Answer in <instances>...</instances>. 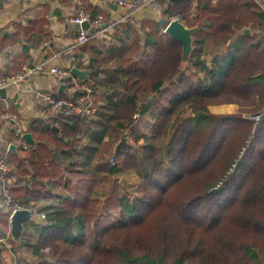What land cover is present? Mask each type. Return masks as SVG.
I'll return each instance as SVG.
<instances>
[{
	"label": "trees",
	"instance_id": "16d2710c",
	"mask_svg": "<svg viewBox=\"0 0 264 264\" xmlns=\"http://www.w3.org/2000/svg\"><path fill=\"white\" fill-rule=\"evenodd\" d=\"M191 4L172 0L162 14L198 27L188 66L182 63V45L153 21L150 31H143L147 40L140 36L130 46L116 41L109 69L100 57L87 65L90 76L82 81L104 96L92 118L58 117L57 128L36 129L28 157L7 152L20 175L10 188L13 207H33L47 218L25 223L17 245L11 210L0 207V237L10 244L0 243V264H14L13 254L24 249L44 257L47 247L54 261L39 264H264V119L256 127L253 120L217 115L208 107L236 103L252 114L264 108V10L260 0H198L192 14ZM246 27L251 35L240 36ZM89 38L87 52L104 46L93 32ZM8 39L1 38L0 52L12 45H5ZM209 44L216 49L208 53ZM222 47L227 51L213 55L209 66L202 56ZM183 104L192 109L173 121ZM149 112L154 123L144 131L139 121ZM232 129L239 149L243 136H250L245 152L204 178L200 174L220 158ZM144 132L149 139L140 145ZM108 153L115 166L106 162ZM130 169L140 181L136 194L118 193L115 182L105 187ZM42 199L50 201L31 205ZM35 230L38 244L24 241V234Z\"/></svg>",
	"mask_w": 264,
	"mask_h": 264
},
{
	"label": "crops",
	"instance_id": "0c3cea01",
	"mask_svg": "<svg viewBox=\"0 0 264 264\" xmlns=\"http://www.w3.org/2000/svg\"><path fill=\"white\" fill-rule=\"evenodd\" d=\"M260 2L264 10V0ZM197 4L198 2L196 6ZM82 8L94 18L97 15L103 16L101 27L105 32L97 39L104 43L102 48L96 46L94 51L88 50L87 52V46H84L80 50L78 57L81 60L75 64V67L87 71L84 79L81 80L89 79L91 71L87 65L97 57H100L103 69L111 67L114 60L112 52L118 49L116 41H125L124 43L130 46L133 41L143 35L141 39L145 41L149 35L146 33L150 31L153 21H157L163 29L170 21L163 18L165 7L161 13L148 9L128 11L118 7L115 0H0V41L1 38L9 37L5 45L12 44L0 52V76L16 74L26 65H43L45 70L54 65H66L62 51L67 45L76 41L80 32L79 27L73 24L70 18ZM189 11L191 13L193 11L192 4ZM163 20H166L165 24L161 23ZM142 25L146 27L144 30ZM87 26L88 28L85 26L83 28L91 32L92 27ZM246 28L250 29V27ZM89 39L88 37V42ZM224 49L221 48L220 52L225 51ZM208 65L211 66L210 62ZM98 85L102 86L101 89L104 91V81L101 80ZM37 89L50 90L62 96L66 94L65 88L48 73L34 75L22 84L2 89L4 93L0 90V158L5 157L1 156L3 153L8 157L7 152L9 151L15 153L17 157H28L36 145V134H38L36 129L47 128L51 125L57 128L60 123L57 116L44 111L37 102L34 96ZM98 98L100 106L104 105V96L103 99ZM5 112L12 114L22 125L24 142H26L24 135L30 133L35 140V145L26 142L30 148L23 150L11 143L14 132L11 121L3 120L1 117ZM101 140L104 141V136ZM7 145L8 149H5ZM11 147H16V149H11ZM9 161L17 167L10 159ZM50 190L53 194L55 193L51 187ZM48 201L50 200L31 201V205H44ZM33 218L35 222V217Z\"/></svg>",
	"mask_w": 264,
	"mask_h": 264
},
{
	"label": "built area",
	"instance_id": "2783aa9c",
	"mask_svg": "<svg viewBox=\"0 0 264 264\" xmlns=\"http://www.w3.org/2000/svg\"><path fill=\"white\" fill-rule=\"evenodd\" d=\"M170 1L171 0H115L118 7L128 11L148 9L155 13H161L164 9V5ZM197 2L198 0H192L193 14L195 13ZM103 20L104 18L102 15L96 18L91 17L86 10L82 8L76 15H72L70 18V21L79 27L80 32L76 41L67 45L62 51L66 65H54L49 67L48 70H45L43 65H26L16 74L0 76V90L22 84L34 75L48 73L58 84H61L65 88L66 94L65 96H60L50 90L37 89L34 92V96L43 110L60 118L75 115L82 118H92L98 112L100 100L94 89L79 79V77L72 72V68L81 60L78 55L80 54V50L88 42L89 33L93 32L99 37L104 35L105 31L101 27ZM85 24L92 27L91 32L83 28ZM1 117L3 120L11 121L12 123L14 133L11 137V143L18 148L28 150L30 145L23 140V129L19 121H17L12 114L7 112L3 113ZM109 161L111 166L116 165V158L114 155L110 157ZM27 178L29 179L30 177L28 176ZM19 180L20 175L17 167L10 163L7 156L1 157L0 207L6 211L11 210V215L18 209L33 210L35 222L39 224L43 223L47 218L44 212H37L33 207L27 208L18 204L13 207L10 188ZM1 242L6 243L7 247L10 248V244L7 243L5 238L0 237V243Z\"/></svg>",
	"mask_w": 264,
	"mask_h": 264
},
{
	"label": "rangeland",
	"instance_id": "374dc122",
	"mask_svg": "<svg viewBox=\"0 0 264 264\" xmlns=\"http://www.w3.org/2000/svg\"><path fill=\"white\" fill-rule=\"evenodd\" d=\"M225 48L223 52L227 51L226 47H222V49ZM213 49H216V47L213 44H209L206 47V51L209 53L211 52ZM219 52V53H218ZM220 54H222L220 51H216L214 50L212 53H210L209 55L206 56H202L205 60H207L208 62H211V58L213 57V55H217V56H221ZM189 65V63H188ZM187 65V66H188ZM189 73V72H187ZM201 77H203V74H201ZM197 79V78H195ZM210 111L214 114L217 115H241L244 119L247 120H253L256 122V127L258 126V123L260 122L263 114H264V108L262 109V111H260L259 113L256 114H252L249 111H247L245 108H242L240 105L236 104V103H222V104H212V105H208ZM180 111L177 113V115L173 118V121L176 119V117H179L178 120H180L181 118H185L187 117V114H189L191 108V104H183L180 107ZM180 114H182V116H180ZM149 116V117H148ZM149 119H148V118ZM261 117V118H260ZM154 118L155 116L152 114V112H149L148 115H145L144 117L140 118L139 121V127H142L144 131H146V127L149 126L151 127V125L154 123ZM147 123V124H146ZM152 123V124H151ZM235 126V125H234ZM172 129H174L172 127ZM125 134V133H124ZM123 134V135H124ZM126 135H129L128 133H126ZM149 132L146 134V132L143 133V139L140 140V145L144 144L145 142H147V138L149 139ZM237 133H233V129L231 130V133L228 131L226 132V135L224 137V143L223 147L221 148V150L218 153V156L220 154V158H216V160L214 161L213 165L208 169L205 170L204 172H202V174H200L201 176H204V178H208L212 173L215 172V174L218 172H220V170L222 169V167L225 164H229V159L234 155L237 154V156H239V158L243 155V153L245 152V147L244 145H248L249 140H250V136H243V143H241V148L239 149V145H236V141H237ZM128 138L126 139H130V143H132L133 145H135L134 141H132L131 136H126ZM167 139V138H166ZM126 141V140H125ZM118 150L117 147L113 148V152L112 153H116ZM110 154L108 153L105 156L106 162L110 165V157L113 156L114 154ZM237 163L234 162L230 168L228 169V174L233 172L235 170ZM101 176V174H100ZM112 182H115V184L119 183L116 186V190L118 193L121 194H130V195H134L137 193V190L139 188L140 185V181L139 178L136 176V173L133 169L128 170L127 172L120 174V175H116L113 176L112 179L109 181L105 182V187H111ZM220 185V184H217ZM216 185V186H217ZM52 188V187H51ZM193 188H196V186H193ZM53 191H56V188H52ZM99 199L101 201L104 200V194L99 196ZM105 204V202H104ZM35 207V206H34ZM106 209L108 211H112V208L110 207V205L106 206ZM107 212V211H106ZM43 213V212H42ZM101 213H103L102 215L105 217L106 213L104 211H101ZM34 219V218H33ZM111 219L112 221L116 220V214L115 213H111ZM38 235L39 233L35 230L34 232H26V234H24V241H29V243L31 244H38ZM23 238V237H22ZM43 252L45 253L44 257H38L36 256V254H34L31 251H27V250H21L17 253L13 254V261L16 264H20L19 260L21 259L22 261H25L27 264H39L42 261H48V262H53V253L51 252V249L49 247L44 248Z\"/></svg>",
	"mask_w": 264,
	"mask_h": 264
},
{
	"label": "water",
	"instance_id": "95a60500",
	"mask_svg": "<svg viewBox=\"0 0 264 264\" xmlns=\"http://www.w3.org/2000/svg\"><path fill=\"white\" fill-rule=\"evenodd\" d=\"M161 23L165 24L166 20H163ZM87 25L88 24H85L84 26L88 28ZM197 30V27H187L184 23L181 22L179 18L171 19L164 29L165 34L182 45V63L184 66L188 65L190 61L194 48V35ZM250 34L251 31L249 28H244L239 33L240 36H247ZM72 72L80 79H84V76L87 74V71H82L76 67L72 68ZM1 92L4 93V90H1ZM262 118L264 119V114ZM24 139L29 144L35 145V140L33 139L32 134H25ZM12 148L16 149V147H11V149ZM32 218L33 210L30 209H18L10 216L11 237L17 245H20L22 243L25 223L29 222Z\"/></svg>",
	"mask_w": 264,
	"mask_h": 264
}]
</instances>
